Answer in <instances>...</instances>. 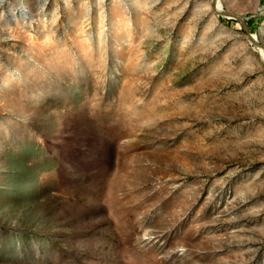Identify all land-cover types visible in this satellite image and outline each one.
<instances>
[{
  "label": "rangeland",
  "instance_id": "obj_1",
  "mask_svg": "<svg viewBox=\"0 0 264 264\" xmlns=\"http://www.w3.org/2000/svg\"><path fill=\"white\" fill-rule=\"evenodd\" d=\"M264 45V0H220ZM0 264H264V61L212 0L0 3Z\"/></svg>",
  "mask_w": 264,
  "mask_h": 264
},
{
  "label": "water",
  "instance_id": "obj_2",
  "mask_svg": "<svg viewBox=\"0 0 264 264\" xmlns=\"http://www.w3.org/2000/svg\"><path fill=\"white\" fill-rule=\"evenodd\" d=\"M217 1L216 0V4L215 7H213V11L220 16H224L228 19H234V20H238V22L241 24V27L243 29V31L246 34L247 40L253 44L256 48H258L259 50H261L262 52H264V45L259 41V39L255 36H253L250 33V30L246 24L245 18L242 16H238L236 14H233L225 9H219L218 5H217ZM212 6H213V2H212Z\"/></svg>",
  "mask_w": 264,
  "mask_h": 264
},
{
  "label": "bare ground",
  "instance_id": "obj_3",
  "mask_svg": "<svg viewBox=\"0 0 264 264\" xmlns=\"http://www.w3.org/2000/svg\"><path fill=\"white\" fill-rule=\"evenodd\" d=\"M5 1L6 0H0V3H4ZM217 5H218L219 9H224L223 6H222V4H221V1L220 0L217 1ZM252 46H253L254 50L258 53V55L260 56V58H262V60L264 61V52H262L261 50H259L258 48H256L253 44H252Z\"/></svg>",
  "mask_w": 264,
  "mask_h": 264
},
{
  "label": "snow or ice",
  "instance_id": "obj_4",
  "mask_svg": "<svg viewBox=\"0 0 264 264\" xmlns=\"http://www.w3.org/2000/svg\"><path fill=\"white\" fill-rule=\"evenodd\" d=\"M212 2H213V7H215L216 0H212Z\"/></svg>",
  "mask_w": 264,
  "mask_h": 264
}]
</instances>
